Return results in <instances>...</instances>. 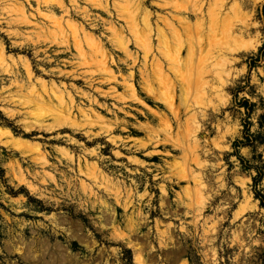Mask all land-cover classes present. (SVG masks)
Returning <instances> with one entry per match:
<instances>
[{"label": "rangeland", "instance_id": "1", "mask_svg": "<svg viewBox=\"0 0 264 264\" xmlns=\"http://www.w3.org/2000/svg\"><path fill=\"white\" fill-rule=\"evenodd\" d=\"M147 1L154 23L157 15L182 16L154 5L163 0ZM193 1L183 3L191 8ZM204 2L206 11L214 7ZM22 4L28 20L44 23L35 0H0V130L17 139L11 146L0 136V264H264V207L256 198L264 195V0L244 11L257 25L245 45H260L230 56L223 83L214 79V52L208 63L167 69L174 87L167 94L151 77L157 101L142 89L143 54L131 46L133 63L109 43V22L123 21L83 3L90 20L74 17L113 57L119 79L108 82L74 49L40 44L38 30L23 22ZM236 20L231 14L227 21ZM208 22L201 33L193 27L185 34L184 44L224 41L223 28L213 33ZM131 72L140 102L121 85ZM42 82L75 100L63 129L53 122L55 98L46 112L32 98Z\"/></svg>", "mask_w": 264, "mask_h": 264}, {"label": "bare ground", "instance_id": "2", "mask_svg": "<svg viewBox=\"0 0 264 264\" xmlns=\"http://www.w3.org/2000/svg\"><path fill=\"white\" fill-rule=\"evenodd\" d=\"M31 1L32 0H26V2L29 3V5ZM35 1L37 2V9H36L37 16H40V18L44 20V23L40 22V24H37L28 20V18L25 16L26 6H24L23 4L21 5L20 12L23 15V20H24L23 22L25 23L26 21L25 23L26 25L34 26V28L38 30L37 34L40 36V44L50 43L53 45L56 43L58 44V46L60 45L67 47L68 50L74 49L76 52L75 53L76 57L82 61L83 65H85V68L86 66H97L99 68V71H101L104 74L108 82H118L119 79L118 75L110 67V64L115 63L113 57L106 50L105 44L101 40V38L96 36L95 34L89 33L87 31V27L85 26V24L76 21L74 17L80 15L85 21L88 22L90 20V10L88 8L82 7L81 4L83 3L90 6L91 8H95L103 11L112 19L117 17L120 21H123L125 25L123 26L121 25L119 27H117L113 21L109 22L110 23V28L108 30L110 33L109 43H111V45L116 50L124 54L128 60H132L133 63H136V61L138 60V55L137 56L134 55V53L131 50V46L134 45L138 49V52H141L143 54V71H141V75L143 78L142 89L147 94L148 97L156 101L159 100V96H161V93H158V91L153 86H151V77L158 79L161 87L160 90L164 94H167L166 92L170 91L173 87L172 85H170L172 83L168 76L167 69L173 70L172 69L173 67L176 66L180 67L181 65H183L184 67L187 66L191 69L196 64V61H198L202 65V62H207V59H209L208 57L212 56L214 52H216L217 53L216 60L218 61H216L215 64L216 66L214 67V69L216 68V70L213 69L214 70L213 72L215 73L214 79L221 81L223 83L224 74L225 73L228 74V72L231 70L233 66V60L231 57H233V55L235 57L236 54H241L242 52H249L251 50H254L258 48V46L260 45L259 39L258 42H255L252 45L249 44L245 45L246 43L245 37L251 35V29L254 23L253 24L250 23L249 19L252 16H248L247 13L244 11L246 10L249 4H252L253 7L256 8L262 0H212L214 7L212 6V4H210V6H207V11L205 6L206 1L204 2V0H194L196 1L195 3L192 0L194 4L192 3L193 5L192 6L190 5L191 8L186 7L183 3V0H171V1L163 0V3L161 4L156 3L154 5H157L162 10H166V8L172 9L174 13L181 14L182 16L177 17L172 12L167 13L168 16L157 15V20L155 23H154V17L156 15L149 9L147 0H69L71 7L68 6L67 0H48V1L35 0ZM230 3L232 4L231 6ZM231 14L235 15L238 21L236 20L235 23H229L227 20ZM192 19L196 20L195 24L192 23ZM206 21H209L208 23L211 25V27L210 26L209 27L210 29H212L211 32L213 33L223 28L221 30H224L225 34L224 35L222 34L223 35L222 38L223 39L225 38V40L224 41L220 40L222 42L216 41L215 44L208 45V43H205L204 40H201L200 38L195 37L194 35L196 39L192 40L191 37H189V39L191 40L190 41L187 40L188 43L186 42L184 44L183 39L185 37V34L187 35L190 34V32L194 30L193 27L197 29L198 33H201V30ZM160 22L163 24V26L166 27L167 30L166 29L164 30L159 26ZM236 23L242 26V31L240 30L239 34L237 33L238 25ZM256 26L257 25H254L253 27L257 28ZM224 27H226V30L224 29ZM194 33L196 32L194 31ZM57 36L61 37L60 41L54 42V40H50L56 38ZM35 40H37V38ZM208 47L209 48L211 47L212 49H208ZM184 52H186L185 58H183ZM213 60L215 59L213 58ZM209 61L210 60H208V62ZM166 65L168 68L166 67ZM26 67H28V65ZM25 70L27 73V69ZM184 71H186V69H184ZM204 72H201L202 73L201 77L203 79V84H206L207 82L205 81L203 76H207L208 71L205 74ZM176 73L181 74L178 73V71ZM198 75L196 74V76ZM135 76H136L135 73L131 72L128 77H123L122 78L123 83H121V85L125 88L126 92L129 94L128 97H130L132 100L136 102H140L141 100L138 94L139 91L137 89L136 84L134 83ZM184 78L185 77L181 78V80L182 79L184 80ZM197 80L195 81L197 82ZM205 86H207V84ZM187 87L189 86L187 85ZM30 91H32L31 93L34 102H36L40 106V108L45 107L44 108L45 112H46V107H50L48 104H51L53 101L52 99L55 98V100L57 101V105L55 106V109H52L53 122L54 124L59 125L58 128L65 127L64 125L66 124H64V121L65 123L69 121L68 117L66 116L67 115L70 116L72 114V110L76 106L73 97L69 95L68 97H66L63 93H59L58 91L55 92L52 90V92H50L51 90L48 89L47 84L43 82L40 84V93L34 88H32V90ZM122 98L123 97H121V99ZM124 99L122 100L124 101ZM128 99H125V101ZM173 102L170 100V104L168 105V108L173 113L174 117L177 118L178 117L177 112L179 111V109L178 110L175 109L176 105H174ZM166 103H169V100ZM81 112L87 121H92L90 115L86 111H81ZM97 120L102 121L100 117H98ZM165 128H166V132L170 135V138L173 139V137H171L170 123L167 122ZM47 129L51 131L53 129L55 130L54 126L51 125H49ZM1 131L2 130H0V136L7 140L5 141V144L11 146H17V139L9 130L2 131L3 133ZM137 261H138L137 264L138 263L142 264L141 260L138 259Z\"/></svg>", "mask_w": 264, "mask_h": 264}, {"label": "trees", "instance_id": "3", "mask_svg": "<svg viewBox=\"0 0 264 264\" xmlns=\"http://www.w3.org/2000/svg\"><path fill=\"white\" fill-rule=\"evenodd\" d=\"M262 173H260L261 175ZM260 178H256L255 179V183H257L259 181ZM256 198L260 199L261 201V205L264 207V195H260L259 193L256 194Z\"/></svg>", "mask_w": 264, "mask_h": 264}]
</instances>
